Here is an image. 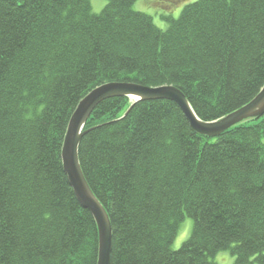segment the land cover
<instances>
[{
	"label": "trees",
	"instance_id": "trees-1",
	"mask_svg": "<svg viewBox=\"0 0 264 264\" xmlns=\"http://www.w3.org/2000/svg\"><path fill=\"white\" fill-rule=\"evenodd\" d=\"M136 1L94 14L89 0H0V264H97V226L61 159L90 91L173 86L212 122L262 89L264 0H197L162 14L164 28ZM130 104H99L78 148L111 224L110 264H264V115L210 138L173 102L122 117ZM185 219L190 235L173 250Z\"/></svg>",
	"mask_w": 264,
	"mask_h": 264
},
{
	"label": "water",
	"instance_id": "water-1",
	"mask_svg": "<svg viewBox=\"0 0 264 264\" xmlns=\"http://www.w3.org/2000/svg\"><path fill=\"white\" fill-rule=\"evenodd\" d=\"M114 98L132 101L129 110L138 102L165 100L173 102L182 112L189 128L205 137H216L230 128L264 115V85L260 92L245 106L214 121L203 122L193 112L183 93L173 86L148 88L131 83H106L90 91L73 111L64 136L61 159L63 172L79 205L89 212L98 233L97 264H110L112 230L109 217L88 187L78 160V146L86 121L93 110L102 102Z\"/></svg>",
	"mask_w": 264,
	"mask_h": 264
},
{
	"label": "rangeland",
	"instance_id": "rangeland-1",
	"mask_svg": "<svg viewBox=\"0 0 264 264\" xmlns=\"http://www.w3.org/2000/svg\"><path fill=\"white\" fill-rule=\"evenodd\" d=\"M195 1H197V0H184V2H183V0H168V1H163L161 5H155L153 3V0H137L135 2V4L132 6V9L134 11L142 12V13H145V14L151 16L154 24L157 27L164 28L165 23L160 18V16L162 14H168L171 12L170 15L173 18H176L179 15L181 9L185 5H187L188 3L195 2ZM89 2L91 4L92 13H94V14L100 13L106 4L105 0H89ZM179 4H181V5H179ZM154 88H158V87H154ZM128 100H129V103L132 104V101L130 99H128ZM131 104H130V106H131ZM129 111H130L129 108L126 109L124 114L122 115V117H124ZM68 122H69V120H68ZM212 122H214V121H212ZM78 148H79V146H78ZM191 226H192L191 220L185 219V221L182 223V225L179 228L178 235H177L176 239L173 242V245H172L173 250H178L180 248V246L182 245V243L189 237L190 231H191ZM226 256H228V255H226ZM225 257H223V255L219 254L216 256L215 261L218 264H225V262H224ZM228 259H229V262L226 264L231 263L230 257Z\"/></svg>",
	"mask_w": 264,
	"mask_h": 264
}]
</instances>
